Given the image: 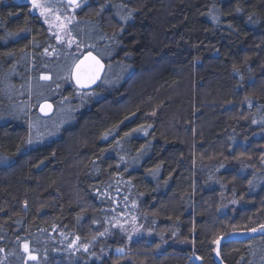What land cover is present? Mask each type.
<instances>
[{"label": "trees", "instance_id": "obj_1", "mask_svg": "<svg viewBox=\"0 0 264 264\" xmlns=\"http://www.w3.org/2000/svg\"><path fill=\"white\" fill-rule=\"evenodd\" d=\"M51 7L70 15L75 61L93 52L106 70L77 90L73 65L55 73L74 51L0 0V264H264V0ZM19 65L50 75L55 110L66 98L57 137L33 141L14 116L47 119L15 95Z\"/></svg>", "mask_w": 264, "mask_h": 264}, {"label": "rangeland", "instance_id": "obj_2", "mask_svg": "<svg viewBox=\"0 0 264 264\" xmlns=\"http://www.w3.org/2000/svg\"><path fill=\"white\" fill-rule=\"evenodd\" d=\"M16 1L21 4L30 5L32 11L44 20L49 35L53 39V43L55 45L61 44L65 47V50L74 51V54L76 55L75 57L69 56L68 58L60 59V61L58 62V66L55 69V73H57V76L59 78H63V80H66V82H68L70 69L72 65L75 64L74 62L77 61V60L75 61L76 57L79 56L81 53L80 46L77 45L76 41L68 31V23L70 20V15L66 13L63 16L60 13H58L55 10V8L51 7L53 0H38V2L42 4L46 9L43 15H41V11H42L41 8H36L33 6V0H16ZM70 11L73 12V10ZM55 45L52 46L53 49H50L51 52L50 56L54 54ZM46 56L45 57L42 56L43 58L42 62L45 59H50L49 54ZM22 67L23 68L22 71L20 72V77L23 80L28 81L29 85L26 88L23 87L25 94L20 91L18 92L15 91V95L19 97L23 95L29 96L27 102L31 107H33V109L36 105V102L39 105L42 102L48 101L55 95L59 94L58 90H56L57 88H54V82L52 81L50 75H43L41 73H38L39 68L28 67V66L26 67L25 65H23ZM22 74H24L23 77L21 76ZM32 75L33 77H31ZM31 96L34 97L35 100ZM74 106H76V104H74ZM56 107L57 108L51 117L47 119L38 118V121H36L35 119L36 117H38V115L37 114L36 116L33 115L30 111V108L28 107L20 108V106H14L13 112L15 114L14 113L13 114L14 116L15 115L19 117L24 116L26 118H29L28 125L31 128L32 140L37 141L39 139V141L41 140L43 141L45 139H51L57 137L60 129L63 126L67 125L70 121V115L67 114L68 104L66 98L59 99L58 105ZM133 224H134L133 221L132 222L129 221L128 223H126L128 235L130 236V238H135L137 237V235H139V230H137L133 226ZM260 231L264 232V229H260Z\"/></svg>", "mask_w": 264, "mask_h": 264}, {"label": "water", "instance_id": "obj_3", "mask_svg": "<svg viewBox=\"0 0 264 264\" xmlns=\"http://www.w3.org/2000/svg\"><path fill=\"white\" fill-rule=\"evenodd\" d=\"M60 1L70 7H75L79 5L83 0H74V2L73 0H60ZM92 57H95V60L99 61V64L102 65V67L99 70V75H98V78L95 79V82L89 83L88 86L86 87H82L80 84L77 83V65H80L82 61L88 64L94 63V61L91 59ZM105 70H106L105 63L97 55H95L93 52L83 53L79 57V59L75 62V64L73 65L71 69V74H70L71 83L73 87L79 91H82V92L92 91L101 83ZM54 110H55V107L52 104V102L45 101V102H42L38 106L37 112L41 117L49 118L54 114ZM231 238L236 239V240L243 239V238H240L238 235H232Z\"/></svg>", "mask_w": 264, "mask_h": 264}, {"label": "snow or ice", "instance_id": "obj_4", "mask_svg": "<svg viewBox=\"0 0 264 264\" xmlns=\"http://www.w3.org/2000/svg\"><path fill=\"white\" fill-rule=\"evenodd\" d=\"M33 6L36 8H41V15L44 14V11L46 9L42 4L38 2V0H33ZM91 59L94 61V63L88 64L82 61L80 65H77V83L80 84L82 87H86L89 83L95 82V79L98 78L99 70L102 67V65L99 64V61L95 60V57H92ZM5 162L6 161H0V163ZM216 243H219V241H216ZM25 251H28L27 245H25ZM30 258L35 259L34 256H31Z\"/></svg>", "mask_w": 264, "mask_h": 264}, {"label": "flooded vegetation", "instance_id": "obj_5", "mask_svg": "<svg viewBox=\"0 0 264 264\" xmlns=\"http://www.w3.org/2000/svg\"><path fill=\"white\" fill-rule=\"evenodd\" d=\"M18 39H20V36H17V37L15 38V41L18 40ZM22 66H23V65H21V66L19 65V69H22V68H23Z\"/></svg>", "mask_w": 264, "mask_h": 264}]
</instances>
